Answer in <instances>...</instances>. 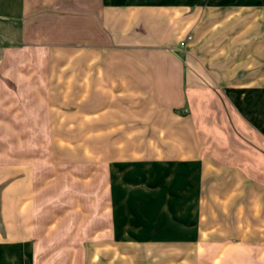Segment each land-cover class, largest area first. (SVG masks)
Here are the masks:
<instances>
[{"label":"crops","instance_id":"obj_1","mask_svg":"<svg viewBox=\"0 0 264 264\" xmlns=\"http://www.w3.org/2000/svg\"><path fill=\"white\" fill-rule=\"evenodd\" d=\"M29 106L99 139L121 258L171 243L193 205V231L215 246L264 248V0H0V264H29L33 186L11 144L27 139ZM155 171L188 203L179 216L171 194L157 218L129 188V173L151 184Z\"/></svg>","mask_w":264,"mask_h":264},{"label":"rangeland","instance_id":"obj_2","mask_svg":"<svg viewBox=\"0 0 264 264\" xmlns=\"http://www.w3.org/2000/svg\"><path fill=\"white\" fill-rule=\"evenodd\" d=\"M49 112L46 108L29 106L27 139L11 141L13 151L21 153L20 167L27 169L33 186L31 198L36 211L29 214L28 220L32 231H23L20 236L30 245L29 264H87L90 253H94L93 261L104 264H264L263 247L253 246L251 250L235 245L219 248L210 236H206L207 231H193L195 205L193 209L188 208L182 220H172L166 238L171 243L124 245L121 248L129 253L121 258L110 247L113 238V232L108 231L112 177L106 169V157L101 155L100 141L84 139L78 126L75 133L69 134L67 115L55 109L54 124ZM128 143L124 145L129 146ZM5 158L7 165L19 166L16 161L19 157ZM154 174L156 178L148 184L144 180L147 173L142 174L143 180L129 173V188L150 201L154 199L152 206L157 218L163 213V198L171 194L172 214L179 216V211L188 203L184 205L176 197L174 188L171 192L162 188L168 174L157 171ZM202 193L199 219L204 207L211 206L204 201ZM148 234L149 231L144 236L149 238Z\"/></svg>","mask_w":264,"mask_h":264},{"label":"built area","instance_id":"obj_3","mask_svg":"<svg viewBox=\"0 0 264 264\" xmlns=\"http://www.w3.org/2000/svg\"><path fill=\"white\" fill-rule=\"evenodd\" d=\"M192 38V35L188 33L184 39H182L179 43L180 47L185 48L187 41H189Z\"/></svg>","mask_w":264,"mask_h":264}]
</instances>
